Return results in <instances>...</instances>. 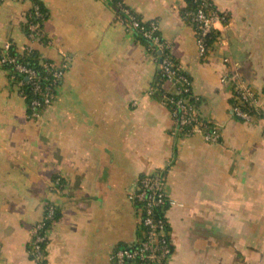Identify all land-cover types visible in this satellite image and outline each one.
Segmentation results:
<instances>
[{
  "label": "crops",
  "instance_id": "1",
  "mask_svg": "<svg viewBox=\"0 0 264 264\" xmlns=\"http://www.w3.org/2000/svg\"><path fill=\"white\" fill-rule=\"evenodd\" d=\"M45 39L25 24L34 2ZM156 20L190 75L201 116L222 140L175 134L170 107L150 93L158 60L118 19L113 0H4L0 50L30 45L65 62L53 103L39 117L0 59V264H33L28 244L48 204L47 264H118L137 238L132 195L164 171L173 253L169 264H264V0H213L226 21L200 56L186 0H118ZM225 76L251 85L261 118L233 112Z\"/></svg>",
  "mask_w": 264,
  "mask_h": 264
},
{
  "label": "built area",
  "instance_id": "2",
  "mask_svg": "<svg viewBox=\"0 0 264 264\" xmlns=\"http://www.w3.org/2000/svg\"><path fill=\"white\" fill-rule=\"evenodd\" d=\"M4 0H0V4ZM121 13L125 16H118V19L126 26L128 31H142V34L152 41L155 51L163 53L159 68L163 76L167 79L162 86L158 83L151 86L150 93L157 91L163 93L162 101L170 107L174 119V133L180 136L201 135L205 141L218 143L222 140V128L218 123L204 119L198 110L200 100L192 89V79L185 69L175 64L166 51L170 50V43L162 38L159 23L156 20L147 21L149 27L144 28L131 9L119 4ZM192 20L195 23L196 44L200 56L205 57L209 51V39L215 34L216 24L226 21V16L214 5L213 0H200L198 7L192 11ZM45 13L37 4H33L26 19L27 36L31 42L42 41L45 39L43 23ZM11 44L6 43L0 50L1 63L7 61L14 62V58L7 55ZM27 53H31L34 48L27 45ZM158 59V57L152 53ZM43 67L47 73L41 75L32 67L17 63L15 69L23 74L28 80L34 98L30 101L32 114L31 117H39L42 113L40 108H48L54 101L56 90L64 76L67 64L65 62H55L42 60ZM10 79L19 88L21 93L23 80H15V76L10 75ZM42 79L48 81L42 84ZM224 86L235 89L236 99L239 105L233 106V112L244 122H249L251 115L243 109V106L251 104L259 107V99L253 91L251 85L238 78L225 76L221 79ZM210 125L207 128V125ZM136 203L137 222L140 227L145 228L143 241L137 247H126L118 249L113 254L118 264H162L169 263L173 253V243L171 240L170 229L166 218V210L169 200L166 194V176L164 171H153L144 174L139 181L136 192L132 195ZM56 206L48 204L44 215L32 228V237H35V244L32 252L36 255L33 264L42 258L40 243L46 237V223L54 218ZM41 231L44 233L42 234Z\"/></svg>",
  "mask_w": 264,
  "mask_h": 264
},
{
  "label": "trees",
  "instance_id": "3",
  "mask_svg": "<svg viewBox=\"0 0 264 264\" xmlns=\"http://www.w3.org/2000/svg\"><path fill=\"white\" fill-rule=\"evenodd\" d=\"M186 1H187V5H186V8L183 11V15H184V18L194 27L195 23L192 20L191 13H192V11H194L198 7V5L200 3V0H186ZM34 3L39 5V7L41 8L42 12L45 13V19H46V11L42 7L41 3L37 2V1H35ZM120 3L122 5H124V6H126L121 1L113 0V6H114V8H115V10L117 12V15L125 17L121 13V8L119 6ZM132 13L136 16V18L138 19V21H140V24L144 28L149 27L148 22L143 20L142 17L139 14H137L134 11H132ZM25 30L27 32L26 24H25ZM134 35L136 36V38L140 42H142L148 48V50L151 53L155 54L158 57L157 60H158V63L160 64L162 56H163L162 55L163 53H160L159 51H155L154 50V46L152 45V41L150 39L146 38L142 34V31L136 30L134 32ZM214 37H215L214 35L212 37H210V39H209V47H210L212 41L214 40ZM162 38H163V36H162ZM166 52H168L167 54L170 55V58L174 61V63L178 64V62L176 61L175 57L172 56L170 51L168 50ZM7 53H8L7 55H9L10 58H14L15 61L14 62L7 61V62L3 63L2 66L7 71L9 77H10V75L13 74L15 76V78H16L15 80H23L24 85L22 86L21 89L23 91V96L25 97V99L27 101L28 113L32 114L33 110L31 109V106H30L29 103H30L31 99L34 98V94L31 91V88L29 86L28 80L26 79V77L23 74H20L15 69V65L17 63H20V64H24L26 66L32 67L41 75V77H43L47 73L45 72V69L43 67L42 59H41L39 53L35 49L31 53H27L25 51V49L23 51H19L17 49V47L15 46V44H11L10 49L8 50ZM166 80L167 79L163 76L162 70L159 68L152 86H154V85H156L158 83L162 86L163 84H166V82H167ZM238 80L242 81L241 79H238ZM47 83H48V81H45L44 79H42V84L43 85H46ZM231 90H232L231 100H232L233 106L239 105V102L236 99L235 89L232 87ZM154 95L156 97H158V98H161V99L163 97V93L160 92V91L155 92ZM199 103H200V100L198 101V104ZM243 109L246 110L251 115V119L249 121L250 123H253V122L257 121L259 118H261V115L259 114V112H260L259 108L255 107L254 105H251V104L245 105V106H243ZM44 111H45V109H43V108L39 109V112H41V113H43ZM209 127H210V125L208 124L207 128H209ZM135 205H136V203H135ZM56 218H57V209H56V214H55L54 218L49 220V221H47V223H46V231H47V229L50 228V226L56 220ZM145 232H146L145 228L144 227H140L138 225L137 238H136L135 242L133 244H131V245H124V246H122V248L130 247V246L131 247H137L139 245V243L141 241H143V237L145 235ZM41 233L43 234L44 232L41 231ZM34 244H35V237L33 236L31 238L29 244H28V255H29V258L32 261L36 257V255L32 252L33 251L32 248H33ZM47 245H48V237H46V239L42 243H40L41 250H42V258L39 261H37L36 264H47V258H46L47 257V249H46ZM119 249H121V248H119ZM162 264H169V263H165L164 262Z\"/></svg>",
  "mask_w": 264,
  "mask_h": 264
}]
</instances>
